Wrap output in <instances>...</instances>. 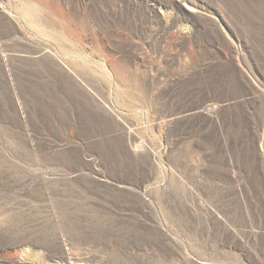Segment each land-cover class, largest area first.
Listing matches in <instances>:
<instances>
[{"label":"rangeland","instance_id":"1","mask_svg":"<svg viewBox=\"0 0 264 264\" xmlns=\"http://www.w3.org/2000/svg\"><path fill=\"white\" fill-rule=\"evenodd\" d=\"M0 264H264V0H0Z\"/></svg>","mask_w":264,"mask_h":264}]
</instances>
